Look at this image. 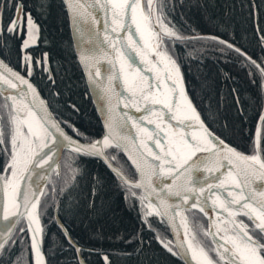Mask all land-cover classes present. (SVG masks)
<instances>
[{
    "label": "snow or ice",
    "instance_id": "snow-or-ice-1",
    "mask_svg": "<svg viewBox=\"0 0 264 264\" xmlns=\"http://www.w3.org/2000/svg\"><path fill=\"white\" fill-rule=\"evenodd\" d=\"M214 7L0 0V264H89L68 221L116 207L135 215L118 238L129 259L158 247L172 264H264V0L240 4L258 57L193 26ZM209 52L246 66L251 116L238 88L216 96L231 77L201 70Z\"/></svg>",
    "mask_w": 264,
    "mask_h": 264
},
{
    "label": "trees",
    "instance_id": "trees-1",
    "mask_svg": "<svg viewBox=\"0 0 264 264\" xmlns=\"http://www.w3.org/2000/svg\"><path fill=\"white\" fill-rule=\"evenodd\" d=\"M214 4V8H210L207 12H195L193 10L191 19L193 26L198 30H211L214 34H221L223 38L230 39L242 45L249 54L254 57L261 55V45L257 42V37L254 34V25L249 21L247 16V10H241V0H209ZM233 3H235V9L231 12L230 17H224L228 20L229 27L227 29L228 35H224V29L220 25L221 21V9H224L227 4L231 9ZM261 26L264 27V17L261 18ZM209 60L207 65H201V70L205 73L209 68L213 69L212 74L215 75L217 70L223 68L224 71L229 72L230 79L225 80L223 77H218V84L214 89L216 96L223 94L228 97L230 89L233 87L238 88V94L241 97L242 102L247 100L251 107H248V114L251 116L255 107L253 104V95L255 86L251 84V81L247 77V68L240 62L233 63L232 58H226L228 63L225 64L224 60H217L212 52L208 53ZM213 65L215 67L213 68ZM187 71V67L185 69ZM198 73L196 72V66H193V72L191 74L192 80H195ZM228 103L231 104V98L228 99ZM87 112L91 113L94 106L91 103L85 105ZM85 119H89L88 116ZM111 199L114 202L117 201V197L113 194ZM135 219L134 213H129L127 209L119 207L115 208L114 213L109 212L107 215L101 214L100 216H94L90 219H86L83 223L79 218L68 221L69 228L75 234V239L79 240L83 245L85 251L83 253L84 258L89 261V264H103L102 256L100 253L107 252L112 253L113 264H138L139 260H144V264H172V260L163 252L154 249L148 252L147 257H137L133 253L129 259L126 257V253L131 252L132 249L126 248L123 241L118 239L125 232L129 231L133 226ZM67 248V245H64ZM49 245L45 244V250L47 251ZM61 260L68 261L73 255V251L69 250L63 254H59Z\"/></svg>",
    "mask_w": 264,
    "mask_h": 264
},
{
    "label": "water",
    "instance_id": "water-1",
    "mask_svg": "<svg viewBox=\"0 0 264 264\" xmlns=\"http://www.w3.org/2000/svg\"><path fill=\"white\" fill-rule=\"evenodd\" d=\"M94 106V105H93Z\"/></svg>",
    "mask_w": 264,
    "mask_h": 264
}]
</instances>
